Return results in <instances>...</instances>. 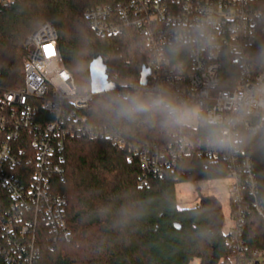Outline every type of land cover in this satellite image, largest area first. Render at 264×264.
<instances>
[{
  "label": "built area",
  "instance_id": "built-area-1",
  "mask_svg": "<svg viewBox=\"0 0 264 264\" xmlns=\"http://www.w3.org/2000/svg\"><path fill=\"white\" fill-rule=\"evenodd\" d=\"M13 0H0V5ZM85 20L101 37L135 29L144 39L150 71L146 86L115 83L117 93L163 88L176 97L196 100L211 114L231 119L238 101L264 82V0H129L87 11ZM210 23L214 45L185 50L175 57L169 50L177 28ZM24 85L7 89L0 73V262L41 264L45 231L54 248L71 241L67 200L55 193V179L64 182L63 155L68 139L109 141L128 148L129 161L142 168L141 185L151 178L174 174L178 164L197 155L206 165L228 166V194L234 226L228 242L239 255L236 264H264V254L247 257V223H264L259 179L252 156L243 148L218 149L186 130L171 135L169 145L138 141L107 126L90 123L86 114L94 95L81 92L64 67L55 27L44 23L24 40ZM108 75V74H107ZM264 113H253L241 130ZM227 131V129H225ZM201 181V191L206 190ZM6 206L4 207V205ZM257 227V226H256ZM45 229V230H44Z\"/></svg>",
  "mask_w": 264,
  "mask_h": 264
},
{
  "label": "trees",
  "instance_id": "trees-1",
  "mask_svg": "<svg viewBox=\"0 0 264 264\" xmlns=\"http://www.w3.org/2000/svg\"><path fill=\"white\" fill-rule=\"evenodd\" d=\"M129 0H13L0 5L1 85L20 89L24 85L26 50L24 40L44 23L52 24L58 35V50L64 67L81 92H91V65L97 51L107 68L110 82L139 84L148 51L145 39L135 30L101 37L84 14L103 5L125 4ZM117 92L97 95L86 114L90 123L121 132L129 143L138 141L169 145L172 134L158 124L130 123L116 116L110 101ZM206 141L203 129L186 130ZM252 156L258 179L259 198L264 207V137L243 148ZM64 182L55 179V193L67 200V222L71 241L54 248L45 231L41 264H236L239 255L223 233L222 206L218 199L201 198L191 209L177 203L178 183L225 179L228 166L222 162L206 165L197 155L184 158L174 174L151 178L141 185L138 162L129 161L128 148L109 141L68 139L63 152ZM200 191V189H199ZM231 203V213L233 203ZM6 204L4 205V207ZM134 216L121 223V213ZM248 220L245 241L247 257L264 254V223L256 229ZM97 229V232H94ZM45 230V229H44ZM0 264H6L0 262Z\"/></svg>",
  "mask_w": 264,
  "mask_h": 264
},
{
  "label": "clouds",
  "instance_id": "clouds-1",
  "mask_svg": "<svg viewBox=\"0 0 264 264\" xmlns=\"http://www.w3.org/2000/svg\"><path fill=\"white\" fill-rule=\"evenodd\" d=\"M214 45L210 23L199 22L186 28H177L168 47L173 56L179 57L185 50ZM116 116L130 123L158 124L165 131H177L195 125L203 129L209 146L237 151L245 148L258 137H264V115L246 131L241 130L244 120L253 113H264V82L246 93L239 101L231 119L209 113L201 102L176 97L163 88L148 87L118 93L110 101ZM227 129V131H225ZM134 213L125 209L121 223H127Z\"/></svg>",
  "mask_w": 264,
  "mask_h": 264
},
{
  "label": "rangeland",
  "instance_id": "rangeland-1",
  "mask_svg": "<svg viewBox=\"0 0 264 264\" xmlns=\"http://www.w3.org/2000/svg\"><path fill=\"white\" fill-rule=\"evenodd\" d=\"M230 179L225 178L221 180H213L206 182V190L201 191V186L197 187L192 182L178 183L176 188L177 203L180 209L195 208L200 204L201 198H216L220 201L222 206V215L224 221L223 233L229 234L234 226L231 213L230 196L228 194V188L230 186ZM200 189V191H199ZM256 226L258 223L256 221ZM97 232V229H94ZM193 264H200L199 260H195Z\"/></svg>",
  "mask_w": 264,
  "mask_h": 264
},
{
  "label": "water",
  "instance_id": "water-1",
  "mask_svg": "<svg viewBox=\"0 0 264 264\" xmlns=\"http://www.w3.org/2000/svg\"><path fill=\"white\" fill-rule=\"evenodd\" d=\"M149 74L148 67L144 66L140 80L142 86H146ZM91 81V92L94 95L112 93L116 90V84L108 80L106 65L97 51L94 53V60L91 65Z\"/></svg>",
  "mask_w": 264,
  "mask_h": 264
}]
</instances>
